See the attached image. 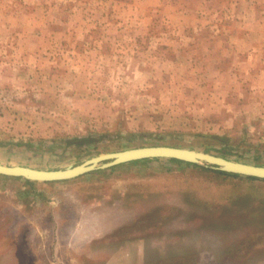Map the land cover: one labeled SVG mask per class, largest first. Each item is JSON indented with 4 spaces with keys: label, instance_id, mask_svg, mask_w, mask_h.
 Returning <instances> with one entry per match:
<instances>
[{
    "label": "rangeland",
    "instance_id": "1",
    "mask_svg": "<svg viewBox=\"0 0 264 264\" xmlns=\"http://www.w3.org/2000/svg\"><path fill=\"white\" fill-rule=\"evenodd\" d=\"M158 144L264 165V0H0V163ZM186 162L0 174V264H264V178Z\"/></svg>",
    "mask_w": 264,
    "mask_h": 264
},
{
    "label": "water",
    "instance_id": "2",
    "mask_svg": "<svg viewBox=\"0 0 264 264\" xmlns=\"http://www.w3.org/2000/svg\"><path fill=\"white\" fill-rule=\"evenodd\" d=\"M150 157L176 158L191 163L206 162L219 170L264 178V165L233 160L208 151L164 144L137 146L107 152L86 159L79 164L57 169H39L27 165L0 163V174L21 176L25 179L38 181L62 180L76 177L97 168ZM99 161L102 162L97 165Z\"/></svg>",
    "mask_w": 264,
    "mask_h": 264
},
{
    "label": "trees",
    "instance_id": "3",
    "mask_svg": "<svg viewBox=\"0 0 264 264\" xmlns=\"http://www.w3.org/2000/svg\"><path fill=\"white\" fill-rule=\"evenodd\" d=\"M170 159L174 160V161H177V162H183V160H179V159H176V158H170ZM186 163H190V162H186ZM193 164H196V163H193ZM218 172L229 174V175H237L236 173L227 172V171H223V170H218ZM248 178L251 179V178H254V176H248Z\"/></svg>",
    "mask_w": 264,
    "mask_h": 264
}]
</instances>
